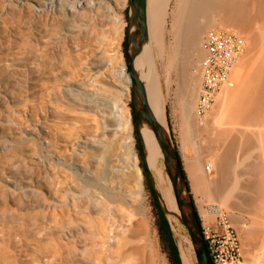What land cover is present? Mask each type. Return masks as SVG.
<instances>
[{
  "label": "rangeland",
  "instance_id": "rangeland-1",
  "mask_svg": "<svg viewBox=\"0 0 264 264\" xmlns=\"http://www.w3.org/2000/svg\"><path fill=\"white\" fill-rule=\"evenodd\" d=\"M35 2L47 0H0V264H91V238L100 219L118 225L123 233L126 231L122 238L132 244L127 256L130 264H171L149 191L151 181L141 168L131 87L129 96L120 89V93H112L109 99L117 116L121 108L130 110L134 146L129 147L131 150L126 147L120 150L137 156L143 174L141 191L124 178L127 173L119 166L121 163L113 166L111 180H106L109 178L104 170L108 152L104 146L113 140L110 130L115 125L114 120L94 97L82 101L79 95L81 88L91 84L96 74L104 78L103 86L112 87L108 82L122 79L127 73L126 68L118 70V67L125 65L130 0H103V4L85 10L78 19L62 9L39 7ZM176 2L171 0L168 9L164 39L167 49L162 58L154 54L153 61L165 102L166 125L179 151L195 206L202 210L205 204L212 202L196 182L191 168L198 156L195 143L202 148L211 145L212 150L204 153L207 156L217 152L223 139L217 137L219 131L208 135L198 129V136L190 138L192 126L185 125L181 116L177 95L182 77L176 66H168V47L172 44L168 35L170 13ZM70 27L74 31H69ZM237 35L246 41L245 55L250 54L251 35ZM103 49L109 50L106 56L99 53ZM150 49L151 45L146 43L137 63L146 60ZM109 55L114 59L112 65L99 67ZM199 64L192 74L199 71ZM199 89L200 86L198 92ZM82 102L90 106L81 107ZM44 121L53 122L40 126ZM48 124H52L50 128L55 135L47 142L59 141L51 151H45L43 141L48 137L43 131ZM68 134L71 137L64 138ZM91 137L99 140L98 147L89 145ZM80 142L87 143L84 154L74 147L82 144ZM69 144L78 154L76 157ZM91 162L97 180L107 181L105 186L85 176L83 170H91ZM150 172L158 190V177ZM157 172L167 191L174 196L162 154ZM247 208L243 207L237 214L252 227L255 214ZM262 219L261 225H264ZM170 227L178 245L171 224ZM186 234L189 236L187 229ZM260 235L264 238V229ZM260 235L257 241L248 234L241 235L247 264H258L259 258L264 264V252H259L264 249V239ZM254 241L258 245L263 242L256 247L259 251L248 247L255 246ZM245 247L249 248V254L250 251L258 254L254 256L256 259L252 257L254 254L247 255ZM194 263L198 264L196 256Z\"/></svg>",
  "mask_w": 264,
  "mask_h": 264
},
{
  "label": "bare ground",
  "instance_id": "bare-ground-1",
  "mask_svg": "<svg viewBox=\"0 0 264 264\" xmlns=\"http://www.w3.org/2000/svg\"><path fill=\"white\" fill-rule=\"evenodd\" d=\"M170 1L147 0V28L137 36L135 46V65L140 73L149 106L157 121L167 131L165 102L159 87V78L154 69L153 55L156 54L157 57L162 58L165 49H167L164 39ZM35 3L39 7L62 9L74 19H78L85 10L103 4V0H47V2ZM170 15H172V21L168 35L172 38V44L168 47V66H176L179 75L182 77V85L177 96L181 102V116L183 115L185 125L192 126L190 138L195 139L198 136V130L208 135L216 130L219 131L217 137L220 140L223 139L221 140L223 141L222 144L219 143L221 146L218 147L217 152L207 156H204V153L212 150L211 145L202 148L195 143L198 156L194 159L191 168L195 172L196 182L208 196H206L209 198L208 201L217 203L231 212L232 221L241 235L248 234L250 239L254 238L257 241L264 229L261 232V218H264V0H177ZM215 27H222V29L239 33L242 36L250 34L252 47L250 54H244L235 65L231 73L230 84L218 95L205 124L201 126L197 122L196 106L202 76L199 71L193 74L192 71L200 63L201 58L205 56L202 43L203 35ZM68 30L74 31L71 27ZM146 43L151 45L149 56L145 61L137 63L144 52ZM108 51L103 49L99 53L106 56ZM109 56L108 60L103 61L102 65L98 66L110 67L114 59L111 58L112 55ZM109 61L110 63H107ZM120 69L124 70L125 65L122 64V67H118V70ZM101 77L100 74H96L91 84L81 88L82 91L79 95L82 101H86L88 97H94L109 111V118L114 120L115 125L110 130L113 133V140L104 146L108 152L104 170L109 178L106 180H111L114 171L113 166H118L121 163L119 166L122 165L127 173L124 178L133 182L137 190L141 191L143 174L137 164V156H130L127 154L128 152H125L126 150H120L124 147L130 149L134 146L130 110L125 107L121 108L117 116L113 112V106L109 99L112 93H120V89L124 90V95L129 96L128 75L124 73L122 79L108 82L112 87L103 86L102 81L105 80H102L104 78ZM80 106L89 107L90 105L82 102ZM52 122L44 121L39 125H47V123ZM48 125L43 129L44 134L48 136L43 138L46 143L45 151H51L53 147L59 144L57 140L47 142L50 136L55 135V132L52 133L53 129L50 128L52 124ZM190 132H188V136ZM141 135L148 167L158 177V191L178 242L182 263L195 264V253L191 240L186 234L185 226L177 217L179 212L175 196L167 191L161 175L157 172L159 157L162 153L155 134L148 124L143 123ZM188 136L187 139H189ZM70 137V134L64 136L66 139ZM98 142L99 140L92 137L88 139L91 147H98ZM218 142L220 141L218 140ZM80 143L82 144L74 145V147L76 146L77 151L80 150L84 154L86 150L84 145L87 143ZM69 145L75 152L74 157H76L78 154L73 146ZM58 157L61 159L59 155ZM72 164L82 166L76 162H72ZM207 167L211 170H207ZM93 169V162H91V170H83L82 168L86 177H90L101 187L105 186L107 181L97 180L96 172ZM212 172L214 173L210 177ZM243 207H248L247 209L255 214L254 226L248 227L244 217L237 214L243 211ZM99 209L104 212L102 207ZM261 226L264 227V225ZM124 232L114 223L104 222L102 219L98 220L91 238V264H130L127 256L132 244H128L126 239L122 238V235L126 234V231ZM260 237L262 236L260 235ZM111 242L114 244H110ZM260 243L263 242H259V245L256 243L255 246L251 243L252 246L248 247H254V249L252 248L253 251H259L257 248L261 246ZM249 248L245 252H248ZM260 248L263 249V247ZM253 251L252 254H254ZM261 251L264 252V249L259 252ZM252 254L251 251L250 254L247 253L248 256ZM255 255L258 254L256 253L252 257L255 258ZM210 259L212 261V256ZM259 259L256 263H263Z\"/></svg>",
  "mask_w": 264,
  "mask_h": 264
},
{
  "label": "built area",
  "instance_id": "built-area-1",
  "mask_svg": "<svg viewBox=\"0 0 264 264\" xmlns=\"http://www.w3.org/2000/svg\"><path fill=\"white\" fill-rule=\"evenodd\" d=\"M205 56L199 64L202 76L196 106L197 122L203 126L221 91L230 84L231 73L247 50L245 39L228 30L213 29L203 37ZM207 170H211L207 167ZM202 234L212 264H247L241 234L231 212L217 203L203 206L200 214Z\"/></svg>",
  "mask_w": 264,
  "mask_h": 264
},
{
  "label": "water",
  "instance_id": "water-1",
  "mask_svg": "<svg viewBox=\"0 0 264 264\" xmlns=\"http://www.w3.org/2000/svg\"><path fill=\"white\" fill-rule=\"evenodd\" d=\"M146 28L147 0H130L125 39V68L127 70L129 85L132 91V101L134 105L138 135L142 145V152L147 164L145 146L141 135V126L143 123H146L152 128L161 149L166 173L173 186L175 201L179 212L177 217L188 231L197 263L212 264L179 151L173 143L167 129L157 121L151 111L140 73L136 69L135 46L137 43V36L142 31L144 32ZM149 179L157 194L162 209L167 216V212L162 204L160 193L156 189L150 169Z\"/></svg>",
  "mask_w": 264,
  "mask_h": 264
},
{
  "label": "trees",
  "instance_id": "trees-1",
  "mask_svg": "<svg viewBox=\"0 0 264 264\" xmlns=\"http://www.w3.org/2000/svg\"><path fill=\"white\" fill-rule=\"evenodd\" d=\"M132 113H133L134 126H135V128L137 130V122H136V117H135V111H134L133 103H132ZM137 145H138V150H139V153H140V158H141V161H142L141 168L143 170V174L145 175V177L148 180H150L149 179V169H148L147 164H146L145 159H144V155H143V152H142V145H141L138 133H137ZM149 191H150V193H151V195L153 197V203H154V207L156 209L157 217L159 219L161 234L164 237V240H165V242L167 244V247H168L170 262H171V264H183L182 260H181L180 251H179L178 245H177V243L175 242V240L173 238V234H172V230H171V227H170V223H169L168 217L166 216V214L164 213V211L162 209V206H161V204L159 202V199L157 197V194H156L151 182L149 183ZM198 218H199V216H198Z\"/></svg>",
  "mask_w": 264,
  "mask_h": 264
},
{
  "label": "crops",
  "instance_id": "crops-1",
  "mask_svg": "<svg viewBox=\"0 0 264 264\" xmlns=\"http://www.w3.org/2000/svg\"><path fill=\"white\" fill-rule=\"evenodd\" d=\"M184 169V168H183ZM184 172H185V169H184ZM186 174V172H185ZM187 177V176H186ZM188 179V178H187ZM197 209V213H198V216H200V214H203V209L201 210L198 206L196 207Z\"/></svg>",
  "mask_w": 264,
  "mask_h": 264
}]
</instances>
